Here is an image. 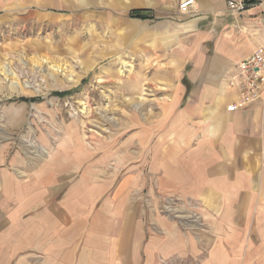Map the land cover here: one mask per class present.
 Returning <instances> with one entry per match:
<instances>
[{"label": "rangeland", "instance_id": "374dc122", "mask_svg": "<svg viewBox=\"0 0 264 264\" xmlns=\"http://www.w3.org/2000/svg\"><path fill=\"white\" fill-rule=\"evenodd\" d=\"M43 1L0 0V264H253L261 227L229 211L219 227L218 205L161 193L150 163L125 160L144 121L127 107L150 91L135 80L155 69L129 58L121 32Z\"/></svg>", "mask_w": 264, "mask_h": 264}, {"label": "crops", "instance_id": "0c3cea01", "mask_svg": "<svg viewBox=\"0 0 264 264\" xmlns=\"http://www.w3.org/2000/svg\"><path fill=\"white\" fill-rule=\"evenodd\" d=\"M181 1L66 3L75 18L121 32L129 58L156 71L137 74L135 81L148 83L150 91L140 90L137 106L127 107L144 121L139 118L140 127L124 146L125 160L150 163L149 177L161 193L199 201L203 209L218 205L225 218L219 227L230 224L227 211L236 225L249 218L251 229L261 227L252 242H264V90L255 103L228 112L236 93L225 82L235 65L264 43V0H193L185 13L179 11ZM134 11L140 15L131 16ZM136 95L129 93L130 101ZM41 182L43 193L56 184L51 176ZM123 237L127 253L129 236ZM217 240H226L225 229ZM51 252L48 245L46 256L57 255ZM252 252L244 257L261 263L264 248Z\"/></svg>", "mask_w": 264, "mask_h": 264}, {"label": "built area", "instance_id": "2783aa9c", "mask_svg": "<svg viewBox=\"0 0 264 264\" xmlns=\"http://www.w3.org/2000/svg\"><path fill=\"white\" fill-rule=\"evenodd\" d=\"M192 3L193 0L181 1L179 11L185 13ZM225 82L236 93L235 99L227 104L226 111L241 110L258 101L264 90V43L240 60Z\"/></svg>", "mask_w": 264, "mask_h": 264}, {"label": "trees", "instance_id": "16d2710c", "mask_svg": "<svg viewBox=\"0 0 264 264\" xmlns=\"http://www.w3.org/2000/svg\"><path fill=\"white\" fill-rule=\"evenodd\" d=\"M139 15H140L139 11H134L131 13V16H139Z\"/></svg>", "mask_w": 264, "mask_h": 264}]
</instances>
